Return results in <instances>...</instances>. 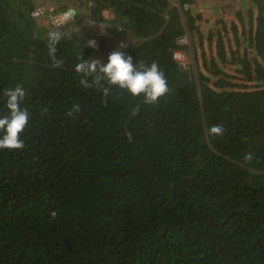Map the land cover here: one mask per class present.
Here are the masks:
<instances>
[{
	"label": "trees",
	"instance_id": "obj_1",
	"mask_svg": "<svg viewBox=\"0 0 264 264\" xmlns=\"http://www.w3.org/2000/svg\"><path fill=\"white\" fill-rule=\"evenodd\" d=\"M195 1L52 6L125 37L134 64L157 63L169 92L145 104L79 84L74 65L96 50L82 28L62 31L56 66L51 25L31 15L40 1L0 0V115L18 84L29 113L24 148L0 149V264H264V0L206 34L183 7ZM186 30L185 69L174 52ZM214 124L223 135H209Z\"/></svg>",
	"mask_w": 264,
	"mask_h": 264
},
{
	"label": "clouds",
	"instance_id": "obj_2",
	"mask_svg": "<svg viewBox=\"0 0 264 264\" xmlns=\"http://www.w3.org/2000/svg\"><path fill=\"white\" fill-rule=\"evenodd\" d=\"M76 14L71 9L60 13L58 19H52L51 26L46 33L48 56L56 66L61 63L56 57L57 46L64 38L61 29L73 23ZM86 46L96 48L97 44L95 40H88ZM117 47L118 49L126 48L127 45L121 42ZM78 59L79 62L75 63L74 71L82 77L79 84L84 89L99 88L105 97L110 92V88L105 84L126 90L133 97L142 96L145 104H155L160 97L169 92L167 78L155 62L147 65L143 62L134 64L132 57L120 50L111 51L106 63L91 57L85 59L82 55ZM25 95L24 88L19 84L5 92L7 112L0 115V149L20 150L24 148L21 133L24 132L29 121L28 111L21 107ZM79 111L80 106L73 104L67 115L72 116L74 112L79 113ZM137 111L138 108H134L132 114L135 115ZM224 131L222 125L214 124L209 129V135L221 136ZM126 135L129 140L132 139L131 132ZM244 159L250 162L253 154L246 153ZM51 215L55 216L56 213L53 212Z\"/></svg>",
	"mask_w": 264,
	"mask_h": 264
},
{
	"label": "rangeland",
	"instance_id": "obj_3",
	"mask_svg": "<svg viewBox=\"0 0 264 264\" xmlns=\"http://www.w3.org/2000/svg\"><path fill=\"white\" fill-rule=\"evenodd\" d=\"M39 5H42L46 3L48 6H53L56 8L58 6V2L56 0H39ZM173 2L176 0H172ZM43 2V3H42ZM42 3V4H41ZM63 3V2H62ZM56 4V5H55ZM176 4V3H175ZM37 6V5H36ZM250 6V3L248 0H229L228 2H216L214 0H196L194 4H191V8L193 10L194 15H199V27L202 28L203 32L205 34L210 30L213 29L214 33L216 31L217 23L216 20L219 18H223L227 24H229L232 21L237 22V18L235 13L236 12H242V14L246 15V10ZM254 12H256V8L252 7ZM50 12V9H49ZM48 11H42L39 13L40 17L37 19L38 23L42 26V28H46L49 24L51 25L52 19H54L60 12H54L50 14ZM77 15V14H76ZM86 15V18L88 16L87 12L85 14H80L79 19L84 17ZM89 27L85 28L87 29V33L94 35V40L96 41L97 47L95 50V53L92 58L99 59L101 62L107 60L108 54L113 50H120L123 51V48L118 49V44L123 42L125 44V37H112L107 36L103 29L101 27H98L94 21L89 20L88 22ZM220 24H218L219 26ZM75 27L74 24L69 23L68 25L64 26L61 31L68 32L71 31L72 28ZM76 28L81 29V27L76 26ZM80 31L83 36L86 37V34L84 30H77ZM66 32V33H67ZM87 38V37H86ZM91 40V39H90ZM179 43L184 46H189L190 44V38L188 35H184L181 38H179ZM177 61L180 62V64L185 67L189 68L192 64L193 59L190 57L191 52L187 53L184 50H177Z\"/></svg>",
	"mask_w": 264,
	"mask_h": 264
},
{
	"label": "crops",
	"instance_id": "obj_4",
	"mask_svg": "<svg viewBox=\"0 0 264 264\" xmlns=\"http://www.w3.org/2000/svg\"><path fill=\"white\" fill-rule=\"evenodd\" d=\"M179 2V0H176V1H174V3H176V5L177 6H179L177 3ZM216 2H221V1H216ZM194 4V3H193ZM68 7H71V8H74L75 9V12L77 13V15L75 16V18L78 20V23H77V26L78 27H81L83 30H84V32L85 33H87V29H85V28H87V27H89V24H88V22H89V16H87V18H86V15L84 16V17H82L81 19H79V15L80 14H85L86 12L83 10V11H81L82 9H80V11H79V9H77L74 5H69ZM189 9H191V11H192V13H194L193 12V10H192V8H191V5L188 7ZM102 13H103V15L104 16H108V10L107 9H104L103 11H102ZM74 18V19H75ZM199 22L197 21V24H198ZM73 28H76V26L75 27H73ZM90 28V27H89ZM81 29V30H82ZM200 29L202 30V28L200 27ZM203 31V30H202ZM184 35H188L189 36V34H188V32H187V30H186V32H185V34ZM183 35V36H184ZM107 36H109V35H107ZM86 37H87V39H91V40H94V35L93 34H89V33H87L86 34ZM117 38V37H116ZM189 38H190V36H189ZM179 42V41H178ZM186 52L187 53H189V52H191V54H187V55H190V57L193 59V54H192V46H191V41H190V44H189V46H187V48H186ZM175 58V57H174ZM176 59V58H175ZM185 68V67H184ZM186 69V68H185Z\"/></svg>",
	"mask_w": 264,
	"mask_h": 264
},
{
	"label": "built area",
	"instance_id": "obj_5",
	"mask_svg": "<svg viewBox=\"0 0 264 264\" xmlns=\"http://www.w3.org/2000/svg\"><path fill=\"white\" fill-rule=\"evenodd\" d=\"M214 1H224V2H228L229 0H214ZM190 6V4H184V8L185 9H187L188 7ZM49 9H50V12H49ZM69 9H71V10H73V11H75V9L74 8H67L66 10H69ZM42 11H48L50 14H54L53 13V7L52 6H48L46 3H44V4H42V5H39V6H37L36 8H34L33 10H32V12H31V15L33 16V17H37V16H39V13L40 12H42ZM64 12V11H63ZM60 13H62V12H60ZM60 13L55 17V19H58L59 18V16H60ZM177 56H178V54H177V51H175L174 52V57L177 59ZM180 63V62H179Z\"/></svg>",
	"mask_w": 264,
	"mask_h": 264
}]
</instances>
